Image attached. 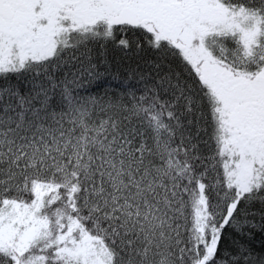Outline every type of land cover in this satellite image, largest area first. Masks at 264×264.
<instances>
[{
  "label": "snow or ice",
  "instance_id": "6c2138e0",
  "mask_svg": "<svg viewBox=\"0 0 264 264\" xmlns=\"http://www.w3.org/2000/svg\"><path fill=\"white\" fill-rule=\"evenodd\" d=\"M0 264H264V0H0Z\"/></svg>",
  "mask_w": 264,
  "mask_h": 264
}]
</instances>
